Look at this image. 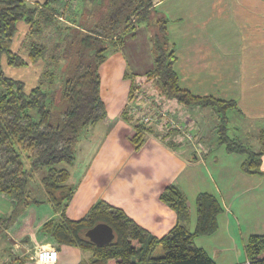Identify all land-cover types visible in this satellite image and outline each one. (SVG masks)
<instances>
[{
	"label": "crops",
	"instance_id": "1",
	"mask_svg": "<svg viewBox=\"0 0 264 264\" xmlns=\"http://www.w3.org/2000/svg\"><path fill=\"white\" fill-rule=\"evenodd\" d=\"M152 6L167 24L180 87L196 96L236 102L237 109L227 113V125L244 134L246 146L252 148L253 143L252 150L263 151L259 135L264 130V0H152ZM28 29L24 22L18 24L23 35L14 53L20 50ZM129 69L121 48L100 70L101 95L109 119L117 124L109 128L106 122L97 127L99 123L92 128V136L99 137L98 148L87 168V179L75 189L67 216L80 220L103 200L162 238L177 223L176 213L160 201L167 186L175 185L184 194L190 232L197 228V197L209 194L222 206L218 231L197 237L196 246L216 264H247L248 240L264 236V175L244 172L246 157L230 154L220 145L221 119L214 109L186 107L161 97L153 81L144 82V72ZM126 74L139 77L129 79ZM133 83L138 89L137 98L131 101ZM130 108L142 110L146 118L157 115L159 119L138 150L131 137L134 125L140 123L134 117L138 118L139 112ZM124 109L130 121L122 118ZM262 161L264 172V156ZM35 206L5 231L0 262L39 264L38 251L57 247L60 253L55 264H88V251L60 247L51 235L41 232L44 224L58 215L49 204ZM11 212L12 201L1 194L0 221Z\"/></svg>",
	"mask_w": 264,
	"mask_h": 264
},
{
	"label": "trees",
	"instance_id": "2",
	"mask_svg": "<svg viewBox=\"0 0 264 264\" xmlns=\"http://www.w3.org/2000/svg\"><path fill=\"white\" fill-rule=\"evenodd\" d=\"M77 1V0H76ZM121 6H105L99 18L79 24L63 15L70 9L64 0H44L30 4L27 0H0V195L12 201V212L0 221V243L6 230L32 205L49 204L58 215L45 223L42 233L51 235L61 247L88 251V264H216L208 253L195 244L197 237L212 236L218 231L222 213L219 200L200 194L196 200L198 223L195 232L186 226L189 219L187 201L175 185L167 186L160 201L177 215L176 225L162 238L139 226L122 209L107 202H96L80 220L67 216L75 188L69 184V166L75 161V146L82 130L99 123H110L101 95L100 70L111 54L121 47V37L137 23H153L151 29L152 67L143 76L155 82L161 97L176 100L186 107L212 108L221 119L219 143L230 154L246 157L242 165L248 174L264 175V130L259 135L263 151L256 152L228 135L230 110L236 102L213 96H196L180 87L175 72V51L167 36L166 22L153 8L152 1L129 6L137 0H118ZM29 30L18 53L11 45L18 24ZM134 36V34H133ZM25 55V56H23ZM11 67H25L42 61L39 83L28 91L24 82L6 76L2 57ZM129 79L138 74H126ZM137 84L133 83L130 100H135ZM122 118L130 121L126 109ZM151 127L134 125L131 143L140 149ZM35 177L45 197L30 195L29 183ZM109 225L115 240L97 246L86 238L88 230L98 224ZM161 248L162 256H155ZM247 264H264V236H252L246 245Z\"/></svg>",
	"mask_w": 264,
	"mask_h": 264
},
{
	"label": "rangeland",
	"instance_id": "3",
	"mask_svg": "<svg viewBox=\"0 0 264 264\" xmlns=\"http://www.w3.org/2000/svg\"><path fill=\"white\" fill-rule=\"evenodd\" d=\"M27 1L30 2L29 0ZM64 1L68 3V6H71L70 9L66 12V14L63 15L64 21L67 20L69 17L75 21H78L79 24H84L85 22L92 24L93 22H95L99 18L100 13L104 11L103 8L105 6L106 7L111 6V9H115L114 8L115 6L122 5V3L119 2L118 0H77V1L76 0H64ZM147 1L148 0H137L135 4L129 5V6H138L140 3H146ZM151 29H154L153 23H150L149 25H146V23H143V24L137 23L135 24L134 29L127 30L125 33H123L121 37L122 39H121L120 47L124 51L128 66L130 68L129 70L133 72H136V73L144 72L145 73L147 70H149L152 67V58H151L152 44L150 40ZM22 35L23 34H21V32H17V35L15 36L13 43L11 45L12 51L13 49L17 47L16 44L18 42L20 43V39ZM23 40L21 41V44ZM2 65H3V69H4L6 76L12 79L24 82L26 85V89L28 91H30L31 89H33L35 86L38 85L40 75L44 69V64L42 61H38L35 63H29V65L25 67H11L7 63L6 56L2 57ZM150 81H153V80H150ZM144 82L147 84L148 82L147 77L144 78ZM153 86L156 92L159 94L158 90L155 87L154 81H153ZM135 98H137V96ZM135 106L137 107V104L136 105L134 104V107ZM132 110H134L135 112L136 111L139 112V115L136 114L138 118L134 116L136 118L135 120H139L140 123H143L147 126H149L150 124L149 127H153V125H156L158 123L157 121H159L158 117H155L157 115H152L150 118L148 117L149 121L147 122L145 121V118H146V116L144 115L145 113L142 112V110H137L136 108ZM116 124L117 123H115V120H111L110 123H107L109 128ZM168 124H165V125H167L168 127ZM101 125L102 124L100 123L97 127ZM165 125H163L162 127H165ZM227 127H228V135L231 138H234L242 142L244 134L239 131L231 130L232 128L230 125H227ZM92 128L93 127H88L81 131L79 135V141L75 146L74 164L73 166L68 167L71 173L69 184L72 185L75 189L77 186H79L80 182H82L83 180H84L83 182H85V180L87 179V174H86L87 168L92 162L95 150L98 148L97 139L99 137L95 133H94L95 135L92 136ZM164 131H166V129ZM87 139H89V142L85 144ZM245 142L251 143V141H248L247 139H245ZM251 147H252L251 149H254L253 143ZM81 151H82V154H81ZM29 191H30L31 197L37 200H41L43 197H45L44 189L41 187V183L38 181L37 177L30 180ZM44 204L46 203H43L41 205H44ZM32 207L33 209L37 208V206L35 205L34 206L32 205ZM162 254H163V251L161 248H159L157 252L155 253V256H162ZM1 264H8V263H1Z\"/></svg>",
	"mask_w": 264,
	"mask_h": 264
},
{
	"label": "water",
	"instance_id": "4",
	"mask_svg": "<svg viewBox=\"0 0 264 264\" xmlns=\"http://www.w3.org/2000/svg\"><path fill=\"white\" fill-rule=\"evenodd\" d=\"M89 241L97 246H105L111 244L115 240L113 229L104 223L96 225L88 230L85 234Z\"/></svg>",
	"mask_w": 264,
	"mask_h": 264
},
{
	"label": "built area",
	"instance_id": "5",
	"mask_svg": "<svg viewBox=\"0 0 264 264\" xmlns=\"http://www.w3.org/2000/svg\"><path fill=\"white\" fill-rule=\"evenodd\" d=\"M145 121H149L145 118ZM59 250L57 247H52L49 249H41L36 255V261L39 264H55L59 259Z\"/></svg>",
	"mask_w": 264,
	"mask_h": 264
}]
</instances>
